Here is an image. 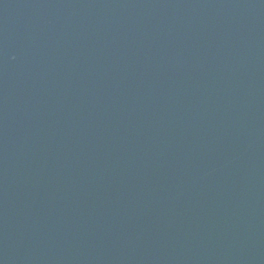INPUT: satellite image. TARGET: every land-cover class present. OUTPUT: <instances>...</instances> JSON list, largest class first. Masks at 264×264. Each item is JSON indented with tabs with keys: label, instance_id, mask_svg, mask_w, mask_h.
Masks as SVG:
<instances>
[{
	"label": "water",
	"instance_id": "1",
	"mask_svg": "<svg viewBox=\"0 0 264 264\" xmlns=\"http://www.w3.org/2000/svg\"><path fill=\"white\" fill-rule=\"evenodd\" d=\"M0 264H264V0H0Z\"/></svg>",
	"mask_w": 264,
	"mask_h": 264
}]
</instances>
